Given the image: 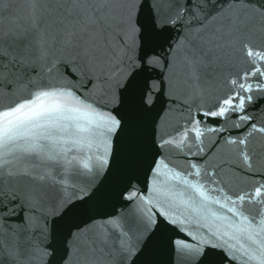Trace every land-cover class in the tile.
<instances>
[{
    "label": "snow or ice",
    "instance_id": "6c2138e0",
    "mask_svg": "<svg viewBox=\"0 0 264 264\" xmlns=\"http://www.w3.org/2000/svg\"><path fill=\"white\" fill-rule=\"evenodd\" d=\"M0 264H264V0H0Z\"/></svg>",
    "mask_w": 264,
    "mask_h": 264
},
{
    "label": "water",
    "instance_id": "95a60500",
    "mask_svg": "<svg viewBox=\"0 0 264 264\" xmlns=\"http://www.w3.org/2000/svg\"><path fill=\"white\" fill-rule=\"evenodd\" d=\"M14 2H15L17 5H20V4L23 2V0H14Z\"/></svg>",
    "mask_w": 264,
    "mask_h": 264
}]
</instances>
